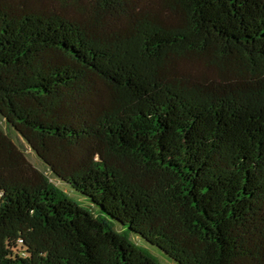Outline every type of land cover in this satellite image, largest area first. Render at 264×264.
I'll list each match as a JSON object with an SVG mask.
<instances>
[{
	"label": "trees",
	"instance_id": "1",
	"mask_svg": "<svg viewBox=\"0 0 264 264\" xmlns=\"http://www.w3.org/2000/svg\"><path fill=\"white\" fill-rule=\"evenodd\" d=\"M0 114V264H264V0H0Z\"/></svg>",
	"mask_w": 264,
	"mask_h": 264
},
{
	"label": "rangeland",
	"instance_id": "2",
	"mask_svg": "<svg viewBox=\"0 0 264 264\" xmlns=\"http://www.w3.org/2000/svg\"><path fill=\"white\" fill-rule=\"evenodd\" d=\"M0 125L6 128L5 122L1 117L0 114ZM12 138L14 141L24 150L27 159L37 168L42 170L44 173L49 176L50 180L53 181L59 188L64 190L71 198L78 201L82 205L92 207L95 212H99L98 207L94 206L88 198L83 196L80 192L76 191L74 188H72L69 184L63 182L59 178H57L53 172L50 170V168L37 156L35 151L30 147V145L19 135L17 134L13 129H9ZM114 227L117 230L126 229L125 226L121 225L120 223L114 221ZM129 237L132 240H136L138 244L146 247L154 256L157 257L159 262L161 264H177L175 263L168 255H166L163 251H161L159 248L148 244L145 240L137 236L136 234L129 232Z\"/></svg>",
	"mask_w": 264,
	"mask_h": 264
}]
</instances>
